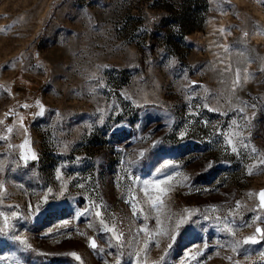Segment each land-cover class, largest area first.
I'll list each match as a JSON object with an SVG mask.
<instances>
[{
	"label": "rangeland",
	"instance_id": "1",
	"mask_svg": "<svg viewBox=\"0 0 264 264\" xmlns=\"http://www.w3.org/2000/svg\"><path fill=\"white\" fill-rule=\"evenodd\" d=\"M262 160L264 0H0V264H135L157 195L166 227L197 211L148 264H264Z\"/></svg>",
	"mask_w": 264,
	"mask_h": 264
},
{
	"label": "snow or ice",
	"instance_id": "2",
	"mask_svg": "<svg viewBox=\"0 0 264 264\" xmlns=\"http://www.w3.org/2000/svg\"><path fill=\"white\" fill-rule=\"evenodd\" d=\"M244 35L247 36V33L245 32ZM172 63H175V60H173ZM245 71H247V69H245ZM247 78L248 77H245V79H247ZM239 80H240V70L237 69L236 70V81L233 84V87L234 88H235L236 84L239 83ZM37 103L39 104V102H37ZM23 107H29V105L25 104V105H23ZM241 111H243V109H241ZM43 113H44V109H43V106L41 105L40 106V112L37 113V114L38 115H43ZM101 122H102V120H101ZM22 123H23V118H21V124ZM11 131H12V128L11 127L8 128V132H11ZM25 131H26V129H25ZM184 135H186V132L185 131H182L180 133V136L183 137ZM27 143H28V141L26 140L25 141V144H27ZM226 143L229 144V145H232V149L231 150L233 152H238V149L236 147V144L234 143V141L231 138L227 139L226 140ZM246 146L247 145H245V147ZM22 147H23V145H22ZM252 151H254V152L256 151L255 147L252 148ZM139 155L141 157H143L144 152L141 151L139 153ZM29 158L30 159H33V160L37 159V157H36V155H35L34 152L32 153L31 157H29L27 155H25L23 157V159L25 160V162H27V160ZM261 163H264V160H262ZM173 164H174V162L172 160H167L163 164H161V166L159 168H157L156 171H157V173H161L164 169L168 168L170 165H173ZM208 167H211V163H209ZM248 171H249V174H251L252 169L249 168ZM173 175H179V173H173L172 175H168V176L165 177V180H163V181L162 180H154V181L145 180L144 181V185L146 186L145 187V194L146 195L148 194L147 186L150 185V184L155 187V189H156V191L158 193H164L166 191H170L171 189H165V188L161 187V185L164 184V183H166V182H168V181H171L172 178H173ZM57 178L58 179L60 178V176H59V170H58V177ZM136 179L138 180L139 177H137ZM189 179H190V177H188L187 175L184 176V180L185 181H187ZM0 189H4V185L2 183H0ZM4 190L6 191V189H4ZM64 190H66V187H65ZM197 191H199V190H197ZM49 192H51V189H49ZM259 197H260V204L258 205V207L264 208V190H262L259 193ZM149 199L152 200V204H151L152 209H154L157 212V214H158L157 217H156L157 229L154 230V233L149 232V230H148V228L146 226L142 229V231L147 236V239H144L142 241V245H143L142 247H140L138 245L135 246V252L129 254L130 256H132V255L135 256V264H148V261H147V250L149 248V243L152 240H154L155 237H158V236H168V238L170 239V241L175 242L176 235L178 234L180 227L183 224H185L191 218V216L193 214V211H197V210L184 209V212L187 213V214L186 215H184V214L178 215L176 217L174 223L172 221V217H168L167 218L168 219V223L170 225H172V227L169 228V227H166L164 225V222L161 220L160 215H159V213H161V211H162V209L164 207L163 200L160 199L159 195H157L155 197V199H153L152 197H149ZM47 200H48V197H47V195H45V196H43L41 198V203H46ZM41 203H37L34 206V213H37V214L40 213V211H41ZM237 206H239V202H237ZM29 207H33V206L32 205H29ZM132 207H133V212H135L136 211V207H137L136 204H133ZM56 210L57 209L55 207H53V208L46 209L45 211H52V212H54ZM89 210H90V208H87L86 207V208L83 209L82 212H77V216L85 215V214L88 213ZM140 211L143 212V209L141 208ZM18 215H20V214L19 213H15V212L12 213V216L13 217H17ZM95 215L96 216H101L102 214L99 211H97V212H95ZM0 216H3L4 224H5V226H7L9 224V216L7 214H5V213H0ZM144 219L147 220L148 219V216L145 215ZM254 219H259V217H255ZM68 223L69 222L67 220H63L61 222L62 225H67ZM100 223H101V225H103V229L102 230L103 231H106V232H111L112 235H113V237L117 241H121L123 239V234L122 233H117L114 226L111 227V228L108 227V225L104 222L103 219H101ZM89 226L91 227V225H89ZM221 230L227 231L233 237L236 235L235 230L232 227L228 226L227 224H225L224 228L221 229ZM52 231H53V228H49L48 229V232L49 233L52 232ZM4 232H5V227H0V233H4ZM256 233L259 234V236H260L261 239H264V229H261V228L257 227ZM10 239L13 240V241L20 242L21 244H23L25 247H27L29 249L32 248V245L30 243H28L27 238L24 237V236L16 235L15 233H13L12 236L10 237ZM89 239H90V246L93 249H97L98 248V245H97L96 240L94 238H89ZM249 242H251V243H257L258 241L256 239V236L255 235L248 236V237H246L243 240V243H245V244H247ZM217 243H219V241H217ZM155 244H156L157 247H159V240L158 239L155 240ZM239 246H240V242H235L233 244V246H232V251L233 252H236L237 251V248ZM120 247H123V244H121ZM171 247H172V243H169L168 246H167V248L170 249ZM204 247L205 248L208 247L207 243L204 244ZM99 250L100 251H103L102 248L99 249ZM142 254H143V260H142ZM167 254H168L167 253V250H165V255H167ZM199 254H200L199 252L196 253V255H199ZM70 255L76 257L77 260L80 259L79 255L77 253H75V252L70 253ZM262 255H264V253H262ZM192 258L195 259V256H193ZM160 259L163 260L164 257L162 256ZM227 259L231 260L232 257L229 256V257H227ZM105 264H108V262L105 261ZM114 264H121L119 257L114 261ZM152 264H157V262L153 261ZM182 264H183V262H182ZM235 264H240V262L239 261H236Z\"/></svg>",
	"mask_w": 264,
	"mask_h": 264
}]
</instances>
